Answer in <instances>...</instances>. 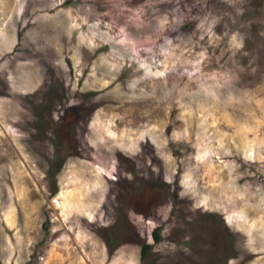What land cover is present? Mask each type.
Listing matches in <instances>:
<instances>
[{
  "label": "rangeland",
  "instance_id": "1",
  "mask_svg": "<svg viewBox=\"0 0 264 264\" xmlns=\"http://www.w3.org/2000/svg\"><path fill=\"white\" fill-rule=\"evenodd\" d=\"M0 264H264V0H0Z\"/></svg>",
  "mask_w": 264,
  "mask_h": 264
},
{
  "label": "trees",
  "instance_id": "2",
  "mask_svg": "<svg viewBox=\"0 0 264 264\" xmlns=\"http://www.w3.org/2000/svg\"><path fill=\"white\" fill-rule=\"evenodd\" d=\"M57 158L58 157H55V160L52 162V167L51 168H53L56 164H58L59 163V160H57ZM58 169V168H57ZM60 169V168H59ZM59 169H58V171H59ZM52 177V176H51ZM56 184H57V181H56V179H54L53 177H52V189H51V191H52V194L54 193H57L58 192V188H57V186H56ZM47 231V230H46ZM152 238H153V240H154V242H156V243H160L161 242V230H160V228H156L153 232H152ZM151 248H152V246L151 245H147V244H145V245H143L142 246V249H141V258L142 259H145L146 257H147V255H148V253H149V251L151 250Z\"/></svg>",
  "mask_w": 264,
  "mask_h": 264
}]
</instances>
